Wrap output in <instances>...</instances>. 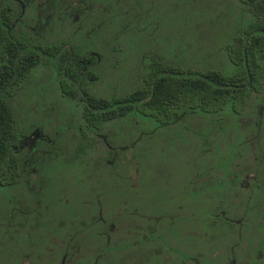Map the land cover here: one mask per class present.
Wrapping results in <instances>:
<instances>
[{"label": "rangeland", "instance_id": "obj_1", "mask_svg": "<svg viewBox=\"0 0 264 264\" xmlns=\"http://www.w3.org/2000/svg\"><path fill=\"white\" fill-rule=\"evenodd\" d=\"M237 3L163 0V23L149 26L141 33L144 38L133 36L103 59L104 80L118 81L109 97L139 84L143 72L133 75L146 54L187 67L230 71L224 45L250 19ZM41 72L37 68L13 104L22 133L31 139L39 130L49 144L24 162L20 184L0 186V264H57L65 241L60 236L82 225L79 218L88 225L86 218L98 208L110 223L160 217L161 224L152 233L140 230L134 241L127 234L123 241L108 234L117 244L106 248L112 254L98 258V264H118L126 251L138 248L146 254L137 264H264V145L259 140L264 131L255 121L257 104L238 119L225 110L196 111L166 125L131 111L104 121L99 130L114 146L113 154L77 120L80 105L55 101L53 92L39 88L37 82L45 80ZM251 171L255 176L245 184ZM82 233L74 239L78 261L84 257L89 263L95 257L91 248L103 238L94 228Z\"/></svg>", "mask_w": 264, "mask_h": 264}, {"label": "trees", "instance_id": "obj_2", "mask_svg": "<svg viewBox=\"0 0 264 264\" xmlns=\"http://www.w3.org/2000/svg\"><path fill=\"white\" fill-rule=\"evenodd\" d=\"M237 1L239 7L247 10L250 19L224 45L232 66L230 71L211 66H181L146 54L138 66L142 71L133 75L137 78L143 72L139 84L119 96L117 106L112 107L113 99L96 94L81 95V98L87 96L90 103H84L81 108V116L92 119L86 121L88 125L100 126L103 121L123 117L131 111L150 116L163 125L196 111L221 113L225 110L237 119L247 113L256 104V92L261 89L264 77V0ZM41 6L44 11L41 15L47 18L40 36L17 25L21 14L13 4H8L6 19L0 11L2 187L22 182L26 174L24 162L36 151L20 146L21 117L16 114L13 99L18 90L31 84L28 81L33 74L36 76L37 68L42 70L40 74L51 68L68 79L77 73L70 63L81 49L89 54L91 49L101 47L103 57H111L118 48L121 50L123 42L132 40L133 36L144 38L141 33L145 29L163 23V0H48ZM31 19L29 24L35 21ZM65 39L75 42L68 43ZM70 44L75 48L70 50ZM105 45L111 49L107 50ZM76 96L66 94V98Z\"/></svg>", "mask_w": 264, "mask_h": 264}, {"label": "flooded vegetation", "instance_id": "obj_3", "mask_svg": "<svg viewBox=\"0 0 264 264\" xmlns=\"http://www.w3.org/2000/svg\"><path fill=\"white\" fill-rule=\"evenodd\" d=\"M48 0H0V11L3 12L4 16L3 18L6 19V11L8 9V4L11 3L15 6V8L17 9V12L21 14V16L19 18H17L16 22L17 25H21L25 28H28L29 31L32 32L33 35L35 36H40L41 33V27H43V23L45 21V18H47V16H42L40 14H34L35 16L32 15L33 10H37L40 8H42L41 4L44 2H47ZM41 6V7H40ZM43 10V9H42ZM24 14H30V16L26 17ZM31 18H33L35 21H32V24H29V22L32 20ZM46 40V39H43ZM68 43H74L75 40L72 39H65ZM49 42H53L56 40H46ZM86 42V41H85ZM99 42H102V40H99ZM71 47H69V49L71 50L72 48H75L74 44H70ZM101 46V45H100ZM76 50V49H75ZM82 52L79 53L78 55H73L70 54L71 56H74L75 59H73L70 63V65L77 69V73L74 74L73 77L69 76L68 79L61 77L60 75L57 74V72L55 70H52L51 68L48 70H43V77L45 78L44 81H39L37 83L39 84V88H47L49 89L51 92H53L55 94V101L62 99V100H71L74 108L76 106H82L84 105V103H86L87 105H90L89 102H87L88 97L87 96H83V98H81V95H89V94H96L102 97H105L107 99H113V101L115 100V104L112 107H115L118 105L119 103V96L117 95V93H114V95L112 97H109V92L111 90L110 87H112L114 84V82H118L116 81V79H111V81H105L104 80V75L102 73V66L104 65V57L102 55V53H100V51L102 50L101 47H97L96 49H91L89 54H87L86 52L83 51V49H81ZM99 51V52H98ZM77 58V59H76ZM112 62H114V60H112ZM112 62H108V66L112 68V66H114V64H112ZM78 66L80 67V69L78 70ZM37 75V74H36ZM38 75H40V73H38ZM42 82V84H41ZM65 84V85H64ZM112 85V86H111ZM103 88V90H100L99 88ZM117 90V88H113L112 87V91ZM68 93H73L76 94L77 96L75 98H66V94ZM80 95V97H79ZM84 99V100H82ZM256 104H257V115H256V122L259 123V129L263 132V127H262V122L264 121V77H263V81H262V87L259 91L256 92ZM77 120L81 121L82 123H84V125L88 126L90 128L89 131H93V133L97 134L100 136V138H102L103 140V147L106 150H109L112 152V150L114 149V146L112 145L111 141L108 139L106 140V135L99 132V130L101 129V126L103 124V122L100 124V126H96L95 124H90L88 125V123L86 121H92V119L89 118H85L82 117L78 118ZM117 118H111L109 120L106 121H116ZM239 121V120H238ZM22 129L23 127L20 128L19 131V135H20V146H25L28 149H39L41 150H45L46 148L43 147L42 145H47L49 144V138L46 139L45 134L42 132H40L39 130L33 131L32 134L33 137L31 139H28V135H25L24 133H22ZM24 130V129H23ZM79 130H77L78 132ZM85 132V131H84ZM80 135H83V133H81V131L78 132ZM75 138V137H74ZM83 138V137H81ZM76 139V138H75ZM84 139V138H83ZM30 140V145H25L26 142H28ZM263 142L264 145V134L262 133L260 136V139ZM258 140V141H259ZM89 140H86L85 142L88 143ZM40 146H37V145ZM86 146V145H85ZM88 147V144L87 146ZM84 147V148H86ZM113 154H115V152H112ZM113 157V155H112ZM111 157V158H112ZM114 158V157H113ZM114 162V161H113ZM112 162V163H113ZM245 165V164H244ZM244 167V166H243ZM245 169H247L248 167H244ZM249 170V169H248ZM264 169H262V171L260 172L261 175H264ZM255 176V173L248 172L245 174L244 176V180L248 179L251 176ZM245 184H248V181L245 180L244 182ZM264 187V184H263ZM103 216L101 215V211L98 210H94L91 211V214L88 218V225L87 223H85V221L83 219L85 218H79L80 222L82 225L80 226H75V227H68L67 230V234H62L61 240L65 239V241L63 242V245L60 247V256L59 259L57 261V264H98V261L100 259L98 258H103L104 256H106L107 254H112L110 252V249L106 250V248L115 246L117 243L114 241V238L109 236L108 234H114L116 235L117 238H119L121 241H123V237L127 234L128 238H130L131 241L137 240L138 235L140 234V230L144 231V232H151L152 231H158L159 227H160V217H144L143 221H139V220H134L133 219H128L124 224H121L120 222H107V221H103L104 218H102ZM148 221L152 222V225L148 224ZM155 222V224H154ZM126 223H128L129 225H126ZM93 225V226H91ZM117 227L118 230H114ZM88 228H94L95 232L98 234H102L101 238H103L102 241L97 242L96 245H94L90 252L91 255H95V257H92V259L89 261V263H86L85 258L83 257V261H78V256L79 251H78V246L77 243L74 242V239H76V236L79 234H83L82 232L84 230H87ZM156 229V230H155ZM70 234L69 241H67V235ZM141 239V238H139ZM117 240V239H116ZM127 240V239H126ZM124 240V241H126ZM142 240V239H141ZM158 240V238H157ZM156 240V241H157ZM73 241V242H72ZM157 243V242H156ZM134 245V242L131 243ZM158 244V243H157ZM135 246V245H134ZM148 245L147 243H145L144 245V250L148 249ZM150 248V247H149ZM144 251H142L141 249L138 248V250H134V249H129L128 251H126L124 253L123 258L119 257V263L118 264H137L141 262V255H144L146 253H144ZM99 264H102V262H100Z\"/></svg>", "mask_w": 264, "mask_h": 264}]
</instances>
